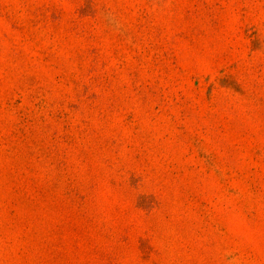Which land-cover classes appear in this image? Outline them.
Here are the masks:
<instances>
[{
  "label": "rangeland",
  "instance_id": "374dc122",
  "mask_svg": "<svg viewBox=\"0 0 264 264\" xmlns=\"http://www.w3.org/2000/svg\"><path fill=\"white\" fill-rule=\"evenodd\" d=\"M0 264H264V0H0Z\"/></svg>",
  "mask_w": 264,
  "mask_h": 264
}]
</instances>
